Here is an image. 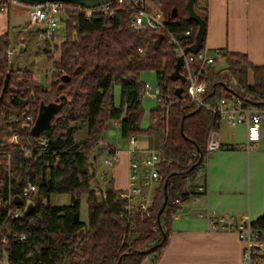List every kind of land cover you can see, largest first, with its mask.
I'll return each mask as SVG.
<instances>
[{
    "label": "trees",
    "instance_id": "obj_1",
    "mask_svg": "<svg viewBox=\"0 0 264 264\" xmlns=\"http://www.w3.org/2000/svg\"><path fill=\"white\" fill-rule=\"evenodd\" d=\"M151 1L166 21L164 29H133V10L127 6L115 8L111 17L97 14L88 20L74 11L63 12V41L58 60L51 61L47 88L34 81L31 69L12 66L6 57L9 35L0 36V264L3 253L7 264H140L165 244L170 213L177 207L171 201L185 195V178L202 165L215 118L185 97L184 73L179 64L174 73L177 55L166 34L187 38L182 43L187 51L201 24L198 49L203 48L207 0ZM219 57L224 67L215 68V59L205 73L204 103L212 106L232 93L264 109V66L253 65L239 52H221ZM143 71L153 72L155 88L168 103L162 109L154 99L145 127L140 125L144 82L138 79ZM176 87H181L180 97ZM47 103L55 110L45 130L33 136V123L24 119L28 114L35 117L39 105ZM10 115L18 120L9 121ZM110 120H117L124 139L163 132L157 168L163 178L153 189L149 216L133 213L126 221L119 215L126 200L117 197L110 182L91 185L89 154ZM77 124L85 130L78 142L73 138ZM12 132L18 141L8 144ZM28 183L36 190L23 195ZM53 194H67L68 203H50ZM82 195L85 222L79 220ZM253 223L264 227V209Z\"/></svg>",
    "mask_w": 264,
    "mask_h": 264
},
{
    "label": "crops",
    "instance_id": "obj_2",
    "mask_svg": "<svg viewBox=\"0 0 264 264\" xmlns=\"http://www.w3.org/2000/svg\"><path fill=\"white\" fill-rule=\"evenodd\" d=\"M30 9L31 5L14 2L0 11V36L7 33L9 47L15 48L9 60L12 66L31 69L34 81L47 88L51 61L58 60L63 33L58 26L50 41L37 38L36 26L29 24ZM206 10L203 47L209 52L212 49L239 52L253 65L264 66V0H207ZM17 52L21 59L13 60ZM46 52L51 59H47ZM25 55L32 57L26 59ZM21 63L25 65L20 66ZM214 66L224 67L223 59L217 57ZM108 122L118 129L117 120ZM220 123L223 129L219 133V147L187 178L183 188L185 195L179 199L171 217L165 244L156 256L145 255L140 264H240L241 242L236 235L211 232L206 223L208 218L220 215L231 216L233 220L247 216L254 221L263 212L264 126L260 128L258 140L245 148L243 134L238 138L231 131L234 127L243 128V124ZM136 138L135 148L141 156L150 149H160L163 132L154 130L150 135H136ZM106 146L105 158L112 151L117 156L111 166H106L108 175L103 176L104 181H109L116 192L123 191L127 187L129 145L122 138L119 146ZM90 163L93 164L94 159ZM198 184L205 187L202 194L195 192Z\"/></svg>",
    "mask_w": 264,
    "mask_h": 264
},
{
    "label": "built area",
    "instance_id": "obj_3",
    "mask_svg": "<svg viewBox=\"0 0 264 264\" xmlns=\"http://www.w3.org/2000/svg\"><path fill=\"white\" fill-rule=\"evenodd\" d=\"M150 0H109L105 3L84 7L76 3H65L60 1H43L31 5L29 12V24L36 26V37L43 40H51L52 32L59 26V17L65 11H74L82 15L84 19H90L97 14H106L111 17L114 9L118 7H131L133 14L130 18L129 25L136 30L164 29L165 19L156 8H147L146 4ZM20 2L19 0H0V11H5L9 4ZM169 43L172 45L174 53L180 58L179 68L184 73L185 97L198 106L210 110L214 116L215 126L210 129L205 142L206 157L218 149L219 135L217 133L220 121L226 122L230 126L243 124L244 126V147L247 148L259 138L260 128L264 126V109L254 106L253 104L242 100L241 98L229 93L227 96L220 97L214 105L208 106L203 101V94L206 91L205 73L207 68L213 64L214 60L220 56L219 49H212L210 52L205 48L195 51H185L182 43H187L188 39L178 40L171 33L166 32ZM189 30L184 32L187 36ZM140 52V49L137 48ZM15 52L14 47H9L6 51V57L10 60ZM143 93L155 99L160 108H166L168 105L165 96L158 88L151 91L148 84L143 83ZM34 115L28 114L24 121L27 124L34 122ZM9 121H17L18 117L10 115ZM129 148L127 162V187L123 191L117 192L119 199H125L126 204L119 215L128 220L133 213L149 216L148 207L152 197L153 185L160 182L163 178L158 172V165L161 163L160 149H150L141 156L137 155L136 135H129L127 138ZM18 141L16 132L10 133L6 142L12 144ZM116 152L112 151L103 163L111 166L116 160ZM187 181V178H185ZM36 190V186L28 183L23 188V195L29 194ZM205 191L203 184L195 187L197 194ZM174 204L179 203L178 198L172 201ZM13 216L17 213L10 212ZM174 214L170 213L172 217ZM207 229L211 232H228L233 233L241 242L240 264H264V227L256 226L247 216L238 220H233L231 216L220 215L207 219ZM20 240L24 239L22 234Z\"/></svg>",
    "mask_w": 264,
    "mask_h": 264
},
{
    "label": "rangeland",
    "instance_id": "obj_4",
    "mask_svg": "<svg viewBox=\"0 0 264 264\" xmlns=\"http://www.w3.org/2000/svg\"><path fill=\"white\" fill-rule=\"evenodd\" d=\"M146 7L149 9L155 8L154 4L151 0L146 4ZM59 28H60V30L62 29V26L60 24H59ZM53 33H54V31L52 32V34ZM47 54L51 57V55L48 52L45 53L46 57L48 56ZM25 57H26V59H30L32 56H30V55L26 56L25 55ZM19 58L21 59V55H19V52H17L16 55L14 56L13 60H15V59L19 60ZM47 59H49V58H47ZM25 63L27 65V62H25ZM24 65L25 64H22L20 66H24ZM138 79L141 80L142 82L148 84L151 88V91H153L155 89V79H154L153 72H151V71L140 72L138 75ZM248 80H250V79L248 78ZM113 100H114V102L117 101V87L116 86L113 87ZM140 105L142 108V117L140 120V125L142 127H145L149 121L148 110L150 108L154 107L155 100L149 96L143 95L140 99ZM76 127L77 128L75 129V131L73 133V138H74V141L78 142L84 138L85 130H84V127L80 124H77ZM222 129H223L222 123L218 124V128H217L218 135ZM225 130H226V128H225ZM231 131L233 132L235 137L240 138L242 134L244 136V127L243 128L242 127H234ZM121 142H122V138L120 137V135L118 133V129L116 127L112 126L111 122H108L105 130L101 133L98 142L92 147L90 154H89V158H91V161L94 159V163L91 164V166L94 165L91 168L92 176H93L91 179V185L92 186H94V183H96L97 181H101V183H105V181L103 180L104 179L103 176L106 175V177H107V175H108L107 167L103 163V160H104L105 155H106V151H105V149L107 147L106 145H109L111 147H116V146H119L121 144ZM94 171H95V174H94ZM67 201H68V195L67 194H58V195L53 194L50 196V203H52V204L53 203H65ZM86 215H87V211H86V205H85V196L82 195L79 199V220L85 222L86 221ZM1 264H7V259H6L5 253H3Z\"/></svg>",
    "mask_w": 264,
    "mask_h": 264
},
{
    "label": "water",
    "instance_id": "obj_5",
    "mask_svg": "<svg viewBox=\"0 0 264 264\" xmlns=\"http://www.w3.org/2000/svg\"><path fill=\"white\" fill-rule=\"evenodd\" d=\"M22 3L28 4V5H35L38 3H41L43 1H60V2H65V3H76L79 5H82L84 7H89V6H94V5H98V4H102L105 3L109 0H19ZM189 14H191V12L189 11ZM202 25L199 24V28L196 34V38L194 43L187 48V51H195L198 49L199 46V42L201 40V34H202ZM180 63V58L177 57V64H176V68L174 70V73L177 72V65ZM61 79H66V76H61ZM181 81H183V78H180ZM180 91H181V87H176L174 89L175 95L177 97H180ZM55 110V105L53 103H47V104H40L37 112H36V116L34 119L33 124L30 127V133L33 136L39 135L43 130H45V128L48 126L49 120L51 115L53 114ZM91 165V163H89ZM92 173V170H91ZM166 196L163 197V201L162 204L159 208L158 213L162 210L163 206H164V202H165ZM158 215V214H157ZM152 248H149V250H151ZM118 261L115 263L117 264Z\"/></svg>",
    "mask_w": 264,
    "mask_h": 264
}]
</instances>
